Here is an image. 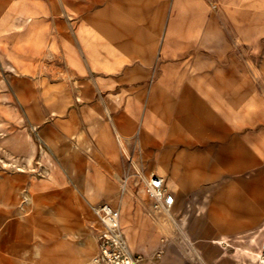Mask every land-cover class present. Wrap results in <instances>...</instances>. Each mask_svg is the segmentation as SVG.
<instances>
[{
  "label": "rangeland",
  "instance_id": "1",
  "mask_svg": "<svg viewBox=\"0 0 264 264\" xmlns=\"http://www.w3.org/2000/svg\"><path fill=\"white\" fill-rule=\"evenodd\" d=\"M202 1L212 24L192 28L177 20L182 37L168 44L177 56L164 57L171 9L178 3L176 11L190 13L188 0H0V156L21 160H0V264H59L55 257L66 255L61 243L74 249L90 241L75 263L85 264L99 231L91 205L102 202L120 210L126 237H135L130 248L145 264H232L235 237L259 231L264 177H253L264 168V125L226 112L225 87L254 80L251 62L264 71V11ZM128 4L155 6L146 18L161 28L150 32L149 44L145 31L125 46ZM183 30L199 32L197 44ZM97 41L108 44L98 55ZM170 80L187 87L181 105L165 85ZM258 93L264 100V90ZM177 114L190 117L191 130L137 136L145 123ZM203 119L233 127L239 143L223 141L226 131L208 130ZM117 124L124 126L123 145ZM201 153L207 161L192 158ZM152 172L175 194L172 209L153 206L146 192ZM204 175L205 189L186 183ZM223 234L227 248L213 240Z\"/></svg>",
  "mask_w": 264,
  "mask_h": 264
},
{
  "label": "crops",
  "instance_id": "2",
  "mask_svg": "<svg viewBox=\"0 0 264 264\" xmlns=\"http://www.w3.org/2000/svg\"><path fill=\"white\" fill-rule=\"evenodd\" d=\"M187 7L190 8V13H184L176 11L177 8L179 9L178 3H176L170 12V22L168 24L167 30L163 36V40L161 42V51L162 55L164 57H175L177 54L175 52H170L168 49V44L171 42H177L178 39L182 37V35L179 34V31L182 32L179 29V26H177V20L182 19L184 21L189 20L190 26L192 28L195 27H201L202 25H206V27H209L212 24V20L208 19L205 16V4L202 0H188ZM223 2H226L228 4H231L237 8H242L246 10H256V11H264V0H221ZM81 9H85L86 5H80ZM124 13L127 15L128 20L123 23V34L126 38L125 46H129L130 42L133 41L137 36H140L142 32L148 31V34L146 36V39L148 41V44L150 40L153 38L151 37V31L157 32L161 25L157 24L153 20L149 19L147 20L146 16L150 12H154L156 10L155 6L148 5V4H139V5H133L128 4L125 5L123 8ZM66 16L68 18L71 17L70 13H66ZM133 18H140V21H134ZM176 30V31H175ZM186 30H183V32ZM175 32L177 33V36H175ZM189 44H197V39L200 37L199 32H194L192 30H188L184 32ZM179 34V35H178ZM108 44L103 41H97L95 45V52L96 55L99 54V50H106ZM252 66V73L254 75V80H250L247 77H242L238 80L235 86H228L225 87L226 90V97L228 98V102L230 103L229 108L226 110V112H230L232 110H235L236 112L241 113L249 120H254L256 118L259 122H261L264 125V100L258 95V91L264 90V71L260 72L258 71L256 64L254 62H251ZM260 72V74H259ZM169 89L171 90V94L173 96H180V105L183 104V100L185 95L187 94L188 90L187 87L182 86L181 80H170L166 81V84ZM209 94V93H208ZM219 95V94H218ZM172 98V96H171ZM218 98L217 95L209 94L208 99H214L216 100ZM151 102H155V98L153 96L150 97ZM192 102H195L196 99L192 98ZM210 101V100H207ZM166 114L170 115V112H166ZM171 117V116H170ZM169 116L166 118H162V120L159 122V124L156 125H149L148 123H145L142 125L139 129H137V136L139 138H143V136L146 134L148 129H153L156 132L162 134V133H176L181 134L185 129H190L189 124L191 122L190 117L186 115H175L173 118H170ZM202 124L205 128L208 130H216L222 127L226 131V135L223 137V141L229 140L231 143H239L240 139L238 138H231V134L235 131L233 127H230L229 125H222L221 123L211 124L208 120L203 119ZM252 124L255 125V123L252 121ZM222 125V126H221ZM116 132H117V141L120 145L124 144L123 141V135L121 133V130L124 129V126L122 124L115 125ZM30 135V132L28 133ZM184 141L187 145H193L195 141L191 139H182L178 138L175 140V142ZM155 144L161 145L160 141H154ZM223 151V149H221ZM185 154H181L179 156V160H181L184 157ZM9 160H6L0 156V160L3 164H17L18 160L15 156H13L11 153L7 154ZM192 156V155H190ZM200 157V158H199ZM192 158H195L199 161H207L208 157L205 153H201L198 156H192ZM199 158V159H198ZM222 157H219L220 160ZM194 159V160H195ZM24 161L26 163L30 164L31 158L30 157H24ZM18 165V164H17ZM20 165V164H19ZM21 166V165H20ZM135 166V165H134ZM137 168V166H135ZM177 175V174H176ZM163 177V176H162ZM216 177H219L218 175ZM264 177V168H262L256 176L253 178L257 180L258 178ZM207 177L204 175L200 178H194L189 177L186 180V183L189 185L190 188H199V189H205L203 188L205 186ZM127 187H129V177L127 176L122 184V188L125 190ZM214 195L223 193L221 190H215L212 192ZM175 215V213H171V216ZM186 221L185 218L182 219V224H184ZM67 229V227H66ZM258 233L256 237V243L255 247L259 248L260 250V233L257 229H248L242 234H238L235 237V245H233V251L230 254V257L233 260L232 264H250L247 263L248 258L243 260V258L240 255H237L235 252L237 249L241 248L242 246L247 245L249 241V237L254 234ZM131 242H135V237L130 232L127 235V240ZM214 242H218L220 244H223L225 248H227L228 245H230V238L228 235H221L217 238L213 239ZM243 240V241H242ZM147 240H143L142 245L145 244ZM90 241H86L85 243L79 244L77 248H74L69 246L68 243L63 242L59 245V248H62L66 251V255H63L61 257L56 256L55 260L59 262V264H75L76 262L80 261L83 257H85L89 253L90 248ZM222 256L226 257V253H222ZM257 261V260H256ZM255 261V262H256ZM255 262L251 264H255Z\"/></svg>",
  "mask_w": 264,
  "mask_h": 264
},
{
  "label": "built area",
  "instance_id": "3",
  "mask_svg": "<svg viewBox=\"0 0 264 264\" xmlns=\"http://www.w3.org/2000/svg\"><path fill=\"white\" fill-rule=\"evenodd\" d=\"M146 192L153 206L170 210L176 203V196L170 192L164 177L152 172L146 185ZM99 223L97 250L85 264H145L142 254L131 250L121 225V212L108 202L91 205ZM260 255L255 264H264V220L259 227Z\"/></svg>",
  "mask_w": 264,
  "mask_h": 264
},
{
  "label": "bare ground",
  "instance_id": "4",
  "mask_svg": "<svg viewBox=\"0 0 264 264\" xmlns=\"http://www.w3.org/2000/svg\"><path fill=\"white\" fill-rule=\"evenodd\" d=\"M257 235H258L257 232L252 234L249 237V241H248L247 245L242 246L241 248L237 249L235 252L237 255H240L243 258V260L248 258L247 263H250V264L255 262L256 260H258L259 255H260L259 248L254 246L256 243Z\"/></svg>",
  "mask_w": 264,
  "mask_h": 264
}]
</instances>
